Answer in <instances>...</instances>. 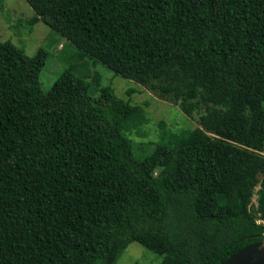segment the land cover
<instances>
[{
  "label": "trees",
  "instance_id": "1",
  "mask_svg": "<svg viewBox=\"0 0 264 264\" xmlns=\"http://www.w3.org/2000/svg\"><path fill=\"white\" fill-rule=\"evenodd\" d=\"M27 2L30 32L45 21L200 126L162 120L139 158L142 89L68 69L44 91L48 50L0 41V264H117L132 242L222 264L264 241V0Z\"/></svg>",
  "mask_w": 264,
  "mask_h": 264
},
{
  "label": "rangeland",
  "instance_id": "2",
  "mask_svg": "<svg viewBox=\"0 0 264 264\" xmlns=\"http://www.w3.org/2000/svg\"><path fill=\"white\" fill-rule=\"evenodd\" d=\"M34 10L27 0H5L0 3V41L11 40L16 45L25 48L26 53L33 56L40 48L49 52L46 65L40 73V81L44 91H49L59 76L68 69H72L77 75L84 76L89 81L96 74L102 76L103 85H111L116 94L122 98H129L128 91L132 88L142 89V92L134 93L131 98L133 103L140 104L149 101L146 106L150 121L132 133L137 145L147 144L145 152L138 150L136 156L144 157L150 154L155 142L159 139L160 123L164 120L167 127L173 131L194 129L199 123L194 117L188 116L181 107L170 101L160 98L156 93L138 84L136 81L123 77L114 72L103 63H93L89 57L63 37L45 21L40 20L30 32L27 21L34 16ZM87 61V62H86ZM94 81V80H93ZM92 81V82H93ZM264 105V102H263ZM264 154V152L262 153ZM260 187L256 188L258 191ZM258 193L252 200L257 205ZM259 222H263L259 220ZM163 255L155 253L138 242L128 245L117 264H154L163 259Z\"/></svg>",
  "mask_w": 264,
  "mask_h": 264
},
{
  "label": "water",
  "instance_id": "3",
  "mask_svg": "<svg viewBox=\"0 0 264 264\" xmlns=\"http://www.w3.org/2000/svg\"><path fill=\"white\" fill-rule=\"evenodd\" d=\"M222 264H264V241L246 245Z\"/></svg>",
  "mask_w": 264,
  "mask_h": 264
}]
</instances>
